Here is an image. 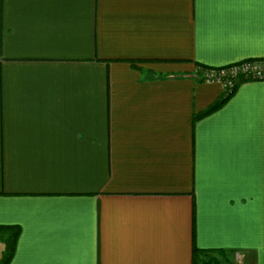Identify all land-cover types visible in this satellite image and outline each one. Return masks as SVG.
<instances>
[{
    "label": "crops",
    "instance_id": "crops-1",
    "mask_svg": "<svg viewBox=\"0 0 264 264\" xmlns=\"http://www.w3.org/2000/svg\"><path fill=\"white\" fill-rule=\"evenodd\" d=\"M250 59L264 0H0L9 264H264V80L193 120Z\"/></svg>",
    "mask_w": 264,
    "mask_h": 264
},
{
    "label": "trees",
    "instance_id": "trees-1",
    "mask_svg": "<svg viewBox=\"0 0 264 264\" xmlns=\"http://www.w3.org/2000/svg\"><path fill=\"white\" fill-rule=\"evenodd\" d=\"M243 62L259 63L260 65H262L263 73H264V59H250V60H246ZM240 63H237V64H240ZM231 66L232 65L221 67V68H207V67L198 65V68L203 73H206L207 71H210V70H214L217 73H219L221 71H228ZM252 81H256L253 75H246V76L238 75L232 82L231 87L223 88V94L213 105H211L203 113L194 115V118H193L194 122H197L198 120L208 115H211L215 111L219 110L233 96V94L236 92L237 88L241 84L246 83V82H252ZM202 82H205L204 79H202ZM19 235H20V230L17 227H0V242L4 246V249L2 251V255L0 258V264H9L11 262L15 254V251H16V245H17ZM209 253H211V251L202 250L195 246L192 251V264H220L216 258L210 257Z\"/></svg>",
    "mask_w": 264,
    "mask_h": 264
},
{
    "label": "built area",
    "instance_id": "built-area-1",
    "mask_svg": "<svg viewBox=\"0 0 264 264\" xmlns=\"http://www.w3.org/2000/svg\"><path fill=\"white\" fill-rule=\"evenodd\" d=\"M238 75H253L256 80H264L263 67L255 62H241L232 65L228 71L217 73L214 70L207 71L203 79L205 83H219L223 88L232 86V82Z\"/></svg>",
    "mask_w": 264,
    "mask_h": 264
},
{
    "label": "rangeland",
    "instance_id": "rangeland-1",
    "mask_svg": "<svg viewBox=\"0 0 264 264\" xmlns=\"http://www.w3.org/2000/svg\"><path fill=\"white\" fill-rule=\"evenodd\" d=\"M0 248H2V245L0 244ZM211 255V254H210Z\"/></svg>",
    "mask_w": 264,
    "mask_h": 264
}]
</instances>
